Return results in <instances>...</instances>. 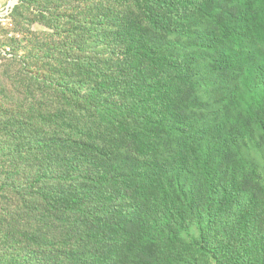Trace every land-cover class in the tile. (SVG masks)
Listing matches in <instances>:
<instances>
[{
  "label": "trees",
  "instance_id": "1",
  "mask_svg": "<svg viewBox=\"0 0 264 264\" xmlns=\"http://www.w3.org/2000/svg\"><path fill=\"white\" fill-rule=\"evenodd\" d=\"M99 2L80 46L31 47L41 93L4 152L0 264H223L215 239L263 264L264 0Z\"/></svg>",
  "mask_w": 264,
  "mask_h": 264
},
{
  "label": "rangeland",
  "instance_id": "2",
  "mask_svg": "<svg viewBox=\"0 0 264 264\" xmlns=\"http://www.w3.org/2000/svg\"><path fill=\"white\" fill-rule=\"evenodd\" d=\"M99 1L0 0V181L4 178L2 174L5 169V150L10 152L13 141L21 132L23 133L24 125L27 134L31 132L33 123L36 122V114L30 105L32 101L29 96L32 93L39 96L41 88L38 87L34 74L37 72L34 70L37 64L29 60L30 52L33 51L31 47L36 46L37 41L67 43L70 41L68 39L70 33L74 35V40L71 41L73 46L74 44L80 46L78 40H81L85 34L82 23L86 16L91 18L96 16L100 6ZM91 27L93 26L88 29ZM96 31H99V28ZM57 32L58 36L55 35ZM197 54L203 57L198 51ZM212 68L213 66L206 60L199 61L202 78L198 93L206 101H215L221 97L220 93L216 92L219 81ZM45 92L46 99H56L55 96H51L50 90ZM17 139L19 140V137ZM12 195H14L13 191L2 189L0 183V253L8 243L4 235L8 229L5 218L6 211L14 202ZM190 235L194 238L198 237V229L191 228ZM214 242L217 250L211 247L208 249L216 258L219 257L215 252L221 253V259L225 260L223 264H248L242 257L243 253L233 252V248L230 251V246L226 243L218 247L217 239ZM200 251L195 257L190 258L195 264H219V260L212 259ZM225 255L228 256L226 259Z\"/></svg>",
  "mask_w": 264,
  "mask_h": 264
}]
</instances>
